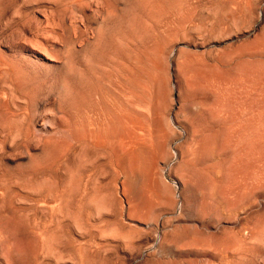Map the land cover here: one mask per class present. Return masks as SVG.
<instances>
[{
	"label": "rangeland",
	"instance_id": "rangeland-1",
	"mask_svg": "<svg viewBox=\"0 0 264 264\" xmlns=\"http://www.w3.org/2000/svg\"><path fill=\"white\" fill-rule=\"evenodd\" d=\"M0 264H264V0H0Z\"/></svg>",
	"mask_w": 264,
	"mask_h": 264
},
{
	"label": "bare ground",
	"instance_id": "bare-ground-1",
	"mask_svg": "<svg viewBox=\"0 0 264 264\" xmlns=\"http://www.w3.org/2000/svg\"><path fill=\"white\" fill-rule=\"evenodd\" d=\"M103 29V28H102ZM101 29V30H102ZM98 30V29H97ZM100 31V30H99ZM98 31V32H99ZM99 33H101V32H99ZM98 33H96V35H97ZM100 35V34H99ZM98 35V37H97V39L96 40H99L100 39V36ZM102 36V35H101ZM96 36H94L93 38H95ZM95 40V39H94ZM102 40V39H101ZM90 41V40H89ZM93 41V40H92ZM94 43H95V41H93ZM97 44V43H96ZM100 44V43H99ZM98 45V44H97ZM86 46V45H85ZM93 46V45H92ZM88 47V46H87ZM84 48H86V47H84ZM94 48L95 47H93V50H94ZM99 48V47H98ZM97 48V49H98ZM92 49V48H91ZM83 50V49H82ZM89 50V49H88ZM101 49L99 48L98 49V51H100ZM90 51V50H89ZM88 51V52H89ZM83 52V51H82ZM84 52H85V50H84ZM98 53V52H97ZM83 54H87V53H83ZM89 54V53H88ZM88 56V55H87ZM95 56V55H94ZM93 56V57H94ZM85 57V56H84ZM96 57V56H95ZM67 58V57H66ZM65 58V59H66ZM89 58H91V57H89ZM92 59V58H91ZM67 60V59H66ZM66 60H64V62L66 61ZM85 60H89L88 59V57L85 59ZM63 62V63H64ZM89 62V61H88ZM85 63H87V62H85ZM89 63H91V62H89ZM70 64V62L68 63V65ZM64 65V64H63ZM62 65V66H63ZM67 65V66H68ZM72 65V64H71ZM71 65H69L68 67L71 69L72 67H71ZM86 65H88V63L86 64ZM73 66V65H72ZM65 68V67H64ZM63 68V69H64ZM66 69V68H65ZM67 70H69L68 68H67ZM69 71H71V70H69ZM195 73V72H194ZM130 74V73H129ZM79 75V74H78ZM131 75V74H130ZM132 76V75H131ZM134 77V76H133ZM81 78V77H80ZM64 79V78H63ZM132 79H134L135 80V78H132ZM65 81L67 80V79H64ZM87 80V79H86ZM134 80H133V82H134ZM61 81H62V79H61ZM60 81V83H62ZM137 80H135V82H136ZM64 82V81H63ZM135 82H134V84H135ZM67 83V82H66ZM66 83H64V86H65V84ZM210 83V82H209ZM195 84V83H194ZM208 84V83H207ZM200 86V85H199ZM207 86H209V85H206L205 87H207ZM210 86H212V85H210ZM63 87V86H62ZM193 87H194V85H193ZM192 87V88H193ZM215 87H216V85H215ZM68 88V87H67ZM158 88V87H157ZM188 88V87H187ZM212 88V87H211ZM65 90H67L66 88H64V91ZM69 91V90H68ZM66 92V91H65ZM125 92V91H124ZM133 94V93H132ZM213 105H215V104H213ZM117 106V105H116ZM116 106H114V107H116ZM216 106V105H215ZM119 107V106H118ZM114 109V108H113ZM121 109V108H120ZM98 111V110H97ZM115 111V110H114ZM215 112H216V110H214ZM219 111V110H218ZM123 112V111H122ZM98 113V112H97ZM217 114H219V112L217 113ZM121 115V114H120ZM124 115V114H123ZM123 115L121 116V117H123ZM216 115V114H215ZM125 116V115H124ZM188 116V115H187ZM224 116V115H223ZM77 117V116H76ZM186 117V116H185ZM190 117V116H189ZM161 119V118H160ZM187 119V118H186ZM134 120V119H133ZM161 121H162V119H161ZM107 122V121H106ZM116 122H118L117 120H116ZM224 122H225V119H219V122H218V125H219V127L222 125V124H224ZM103 123V122H102ZM107 123H109V122H107ZM130 123H134V122H131L130 121ZM106 124V123H105ZM121 124V123H120ZM162 124H163V122H162ZM89 126V125H88ZM120 126V125H119ZM215 127V126H214ZM120 128H121V126H120ZM125 128V127H124ZM176 128V127H175ZM179 128H181V127H179ZM216 128V127H215ZM123 129V128H122ZM121 129V130H122ZM126 129V128H125ZM141 129V128H140ZM162 127H161V131H160V134L162 133L163 134V131H162ZM183 131H185L183 128H181ZM101 131L103 132V130L101 129ZM100 131V132H101ZM104 131H105V129H104ZM123 133V130H122V132H120L119 134H122ZM166 134H167V132H165ZM218 133H219V130H218ZM218 133H217V135H218ZM105 134V133H104ZM118 134V133H117ZM118 134V135H119ZM124 134V133H123ZM123 134L122 135H120V137H122L123 136ZM134 134V133H133ZM133 134L132 135H130V136H126L125 135V137L127 138H121V140H120V145L123 147V150H126V152L128 153V156H129V158L130 159H136L138 162H140V161H142V160H140V152H139V150H138V148H137V146H136V140H135V138L133 137ZM159 134V137L162 135H160ZM205 134V133H204ZM111 135V134H110ZM185 135V134H184ZM217 135H216V130H214L213 128H212V130H211V132L210 133H208L207 134V137H208V139L210 140V139H214L215 138V136L217 137ZM99 137V136H98ZM101 137V136H100ZM107 137V136H106ZM124 137V136H123ZM97 138V137H96ZM103 138V137H102ZM111 138V137H110ZM98 139V138H97ZM160 140H162V139H160ZM228 140V139H227ZM101 141H103V140H101ZM176 141V140H175ZM96 142V141H95ZM98 142V141H97ZM45 143H46V141H45ZM52 143V142H51ZM58 143V142H57ZM100 143H102V144H104V142H100L99 141V144ZM106 143V142H105ZM138 143V142H137ZM161 143H163V141L161 142ZM166 143V142H165ZM164 143V144H165ZM102 144H100V145H102ZM105 145V144H104ZM106 146V145H105ZM120 146V147H121ZM111 147H113V146H111ZM116 147V146H115ZM114 148V147H113ZM116 149V148H115ZM176 152V154H177V151H175ZM163 157V156H162ZM177 160V159H176ZM134 161V160H133ZM181 161V160H180ZM140 164V163H139ZM178 196V195H177ZM135 202V201H134ZM150 203V202H149ZM151 204V203H150ZM134 205V204H133ZM136 205V204H135ZM138 205H139V203L137 204V206H131V207H138ZM144 206V205H143ZM149 206H151V205H149ZM149 206H147V208H149ZM150 209H152V208H150ZM157 210V209H156ZM148 212V211H147Z\"/></svg>",
	"mask_w": 264,
	"mask_h": 264
}]
</instances>
